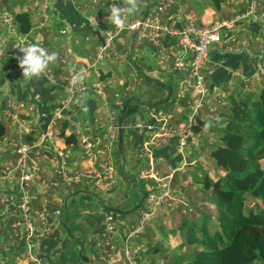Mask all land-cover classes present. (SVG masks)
<instances>
[{
  "label": "crops",
  "instance_id": "crops-1",
  "mask_svg": "<svg viewBox=\"0 0 264 264\" xmlns=\"http://www.w3.org/2000/svg\"><path fill=\"white\" fill-rule=\"evenodd\" d=\"M46 1L33 0L31 3L29 1L26 3L25 7L29 9L32 19L29 34L33 37L34 43L37 42L36 40L42 41L43 46L49 53L63 54L65 60L60 61L58 59L56 63L50 64L51 71L49 75H44L39 80L28 81L24 79L22 70L19 68L18 61L14 56L10 58L4 57L5 63L0 70V99L2 101L0 118L9 125L7 134L16 135L19 126L17 123L11 124L9 117L3 113L2 109L7 100H11L13 105L23 102L31 109L23 111L21 124L23 123L24 128H27L25 129L26 132H24L25 138L29 136L32 139H36L39 132L44 129L50 119L53 108L64 95V76L68 66L71 63L77 64L92 60L94 57L96 46L100 40L94 31L95 28L89 24L87 16L91 15L93 10L109 12L113 3V0H49L50 4ZM154 3L155 0H142L138 11L128 16V26L124 30H120L115 37L113 45L115 49L125 56V59L122 60V56L117 60L104 62L100 65L99 78L106 84L108 93L112 96L115 92H119L121 99L125 96L132 98L130 103L133 106V110L129 112L123 121L124 140L120 150L121 154L118 158L119 161H123L122 166L117 170L115 182L107 192L99 191L86 181L80 183L81 186H84L81 194L87 193L86 198L75 199L73 195L76 192L71 194L72 187L78 184H73L74 186L68 185L57 191L48 190L46 195L51 199V206L61 208L60 218L62 221L67 215V225L73 232L74 238L75 232L78 233V239L73 241L68 239L64 228H53L51 233L41 241L43 259L46 262L52 264H87L86 260L92 258L94 264H106V258L101 255L96 246V242L100 237L102 214L110 211L105 208V205L118 207L126 211H114L116 213L113 214L119 228L117 237L119 243L123 240L124 231L127 230L130 223L136 221L139 210L143 207V193L139 187L138 170L142 164H146V158L141 153L146 137L143 131L131 125V121L137 118H148L146 111L150 105L149 103L164 98L168 92V86H171L172 89L168 100L174 102V95L178 89L177 80L183 74L172 69L171 60L165 55V51L168 49L166 41L156 46L147 42L137 43L135 36L131 40V34L134 31L131 24L135 18L138 19L145 16ZM246 4L247 0H177V3L168 5L163 21L168 22L171 17H177L180 23L184 24L186 22L184 15L192 10L196 12L197 24L205 26L213 21L230 17L242 11ZM44 5L47 6L49 11V20L46 21V24H41L40 8ZM178 5H181V11L176 9ZM259 5L264 8V0H259ZM108 26L113 27L114 25L108 23ZM256 29V25L250 20L240 23L237 29L240 40H249L252 48L251 53L243 51L231 53L219 45H213L210 48L209 59L206 64V77L211 91L210 99L213 100V98L217 97L216 94H222L219 92L222 88H228L227 98L222 101L224 104L223 109L227 107L232 88H235V85L242 87L244 84L240 76L233 75L234 68H239L243 74H251V80L249 81L251 89L248 92H256V86L260 78L264 76L258 72L254 73L257 60L256 53L264 42V32ZM96 79L94 74L88 77V81L93 82ZM154 83H158V87ZM109 84L113 86L111 87ZM233 85L234 87H232ZM237 91L239 90L237 89ZM240 93H242L241 90ZM95 105L96 97L92 90L80 95L75 103V111L70 112L66 118L59 121L54 128V132L62 121H67L68 125L65 128V133L72 131L75 133L76 130H79L88 134L89 138L94 142L100 143L101 132L95 120ZM112 109L118 114L119 105L113 102ZM205 109L207 110L206 107L203 110ZM209 113L212 114L213 112ZM199 117L205 123L201 124V128L197 131V136L194 137L191 143L197 158H192L188 162L184 172L178 171L180 173L177 172L174 175L172 184L175 190L183 195L185 194L191 207L196 205V203H201L214 213L213 206L207 205L201 200L200 202L197 201L198 197L204 196L207 191L198 182H194L193 179L196 174H202L201 170L203 168L205 171L207 169L215 170L214 168H209L211 165L200 159V156L204 155L205 159L209 161L210 158L207 157L204 151L215 141L213 139L212 143L207 141L209 137L207 136L205 125H209L207 127L209 130L215 128L217 131H221V125L220 127H218L219 125L214 126L213 123L216 121L211 123L203 111ZM152 119V117L149 118L150 121ZM221 120V116L219 117L218 115L217 121L219 124ZM205 136L207 137L205 138ZM76 137L77 141L68 143L56 136L54 141L35 145L37 148L34 150L33 155L39 156L44 180L51 176V169L56 161L54 148L57 145L69 150L66 158L68 167L71 169L82 168L92 163L87 156H84V149L78 140L77 134ZM215 142H218V140ZM114 153L116 157V151ZM153 156L156 160L155 166L162 174L167 173L168 169L178 163L179 159V156L175 153L172 141H166L159 147L154 148ZM13 157V153L8 152L5 146L0 143V163L12 160ZM197 159H200L202 163L198 162ZM5 182L0 180V193L4 192L6 185L9 187L8 183L11 186L14 184V180ZM179 182L180 186L177 184ZM42 186L41 183H37L33 186V189L40 193ZM194 195L198 196L194 198L195 204L191 203V198ZM135 205H138V207L134 208ZM64 209H67V212ZM131 209H134V211L129 212ZM163 211L168 210L164 208L160 210L158 216L147 223L144 233L138 238L130 240L133 246L140 248L144 256L146 255L145 250L151 245H173L172 241H170L171 232L165 233L161 230L162 228L168 229L173 225L172 222L167 223V219L163 216ZM173 211L179 213L181 210L176 209ZM51 220L55 219L52 218ZM3 231L4 224L0 222V238ZM191 247L186 245L182 250L189 252ZM23 248L21 240L6 236L3 242L0 241V264H17L18 258L23 255ZM173 250L174 246L169 249V251ZM153 255H156V260L153 264H161L162 260L166 259L165 256L161 257L160 255L159 257L154 253Z\"/></svg>",
  "mask_w": 264,
  "mask_h": 264
},
{
  "label": "built area",
  "instance_id": "built-area-1",
  "mask_svg": "<svg viewBox=\"0 0 264 264\" xmlns=\"http://www.w3.org/2000/svg\"><path fill=\"white\" fill-rule=\"evenodd\" d=\"M171 3H177V0H155L146 15L135 18L131 24V27L135 29L134 36L137 43L147 42L159 46L166 41L168 49L165 55L171 60L172 69L183 74L177 80L178 89L174 95L177 106L174 111H165L156 105H149L146 111L148 118H137L131 121V125L143 131L146 137L141 151L146 158V164H142L138 170L139 185L141 184L143 193V207L139 210L136 221L130 223L124 231L123 240L120 243L117 240L119 228L114 215L111 212H103L100 237L96 246L101 255L106 258V264H153L149 263L140 248L133 246L130 240L144 233L147 223L155 219L160 210L165 207L171 211L180 209L183 213L191 212L192 207L186 196L175 190L172 181L178 171H185L192 158H197L191 147L194 137L198 134L194 128L197 116L205 107L209 112H214L217 105L223 104L224 92L208 102L211 91L206 77V64L210 48L213 45H219L231 53L241 51L251 53L249 40H240L238 37V25L250 20L256 25V30L264 32V8L259 5V0H247L242 11L205 26L197 24L196 12L192 10L184 15L186 19L184 24L180 23L177 17H171L168 22H164L163 16ZM44 6L47 9V6ZM176 9L181 11V5H178ZM43 15L46 20L47 14ZM108 15L87 16L88 20L96 18L98 26L96 28H99L103 40L98 42L91 62L68 66L64 95L56 103L50 119L36 139L28 141L24 136L26 131L23 123L21 124L22 114L31 107L23 102L13 105L11 100H7L2 109L3 113L9 117L11 124L17 123L19 126L16 135L5 134L0 137V143L14 155L12 160L0 163V180L6 181L5 183L14 180L12 186L8 183L9 187L6 185L4 192L0 193V222L4 224L0 241L3 242L6 236L21 240L26 256L19 257L21 259L18 258L17 264H52L43 259L41 241L51 233L53 228L62 226V221L61 208L51 206V199L46 195L48 190L57 191L67 185L86 181L99 191L107 192L115 182L120 166L115 165L118 114L112 109V103L116 102L120 105L122 99L119 92H115L112 96L108 93L106 84L99 75L102 63L117 60L123 54L113 45L120 29L108 26L106 20ZM0 23L10 37L18 38L21 46L26 47L34 43L29 32H18L14 13L10 9H0ZM41 24H44V21H41ZM39 42L43 46L42 41L39 40ZM4 55L3 42L0 41V70L4 63ZM256 57L254 73L264 75V42L256 53ZM123 59L125 56L122 57ZM59 60L64 61L65 56L59 55ZM50 71L51 68L48 67L45 75H49ZM77 72L82 73L84 79L82 83L73 86L72 76ZM92 74L97 78V83L93 87L88 81V77ZM233 75L240 76L244 81L242 87L238 85V90L242 93L250 91L251 74H243L236 67L233 69ZM91 89L96 97L94 111L95 120L101 132L100 143L94 142L88 134L79 130L75 133L84 149V156H87L92 163L82 168L69 170L66 158L69 150L57 145L54 148L56 161L52 166L51 176L44 180L41 173V161L38 155H33L32 147L54 141L56 124L66 118L70 112H74L76 98ZM1 104L0 99V106ZM150 117L153 118L152 121L149 120ZM207 140L209 143L213 142L211 137ZM166 141L174 143L175 153L179 159L167 173L162 174L155 166L153 149ZM37 183L43 185L40 193L33 189ZM52 218L55 220L52 221ZM86 262L94 264L92 258L87 259Z\"/></svg>",
  "mask_w": 264,
  "mask_h": 264
},
{
  "label": "trees",
  "instance_id": "trees-1",
  "mask_svg": "<svg viewBox=\"0 0 264 264\" xmlns=\"http://www.w3.org/2000/svg\"><path fill=\"white\" fill-rule=\"evenodd\" d=\"M23 3L22 0H0V6L15 9L18 32L27 33L32 19ZM129 98L122 99L120 110ZM229 98L227 107L218 112L222 118L221 131L214 132L218 142L210 145L206 152L212 163L209 168L225 170L216 176L206 171L196 174L193 179L207 191L199 200L213 206L215 212L196 207L199 218L180 221L174 245L147 247L151 253L166 257L161 264H264V76L260 78L256 92L236 93L232 90ZM132 110L130 103L124 120ZM197 118L195 131L205 123L199 115ZM67 125V121H62L55 135L68 143L77 141L73 131L65 133ZM8 131L9 125L0 118V137ZM26 139L34 140L29 136ZM197 161L202 163L200 159ZM83 189L84 186L75 185L71 194L76 192L75 199L86 198L87 193L81 194ZM185 245L192 246L191 250L180 252ZM173 246L174 250L169 251Z\"/></svg>",
  "mask_w": 264,
  "mask_h": 264
},
{
  "label": "rangeland",
  "instance_id": "rangeland-1",
  "mask_svg": "<svg viewBox=\"0 0 264 264\" xmlns=\"http://www.w3.org/2000/svg\"><path fill=\"white\" fill-rule=\"evenodd\" d=\"M29 1V3H31L33 0H24V3H23V6L25 7L26 6V3ZM44 1V0H43ZM47 3H49L50 4V1L49 0H47L46 1ZM47 5V4H46ZM0 8H9L12 12L15 10L14 8H11V7H7V6H5V5H1L0 6ZM93 9V8H92ZM40 11H41V16H42V21H44V24H46V21H48L49 20V11L46 9V7L45 6H42L41 8H40ZM43 14H47V19L46 20H44V15ZM93 16L94 15H96V14H98V15H100L101 16V14H109V12H106V11H101V10H93L92 11V13H91ZM88 22H89V24H90V20H88ZM91 25V24H90ZM97 26V25H96ZM96 26L94 27L95 29H97L96 28ZM93 27V26H92ZM98 27V26H97ZM99 29V28H98ZM0 40H1V42H3L4 41V39L5 38H7L8 36H9V34H7V32L5 31V27L3 28V26L2 25H0ZM101 34V33H100ZM10 37V36H9ZM13 37V36H12ZM118 39V38H117ZM250 47H251V44H250ZM45 48V47H44ZM259 48V47H258ZM252 49V48H251ZM4 57L5 58H10V57H12V56H10V55H4ZM86 62H91V60H89V61H84V62H80V63H71L70 65H74V66H78V65H80V64H82V63H86ZM5 63V62H4ZM4 63H3V65H4ZM66 73H67V70H66ZM66 74H65V76H64V79H65V83H64V86H65V84H66ZM11 78H12V76H11ZM89 83H90V85L93 87V86H95L96 85V83H97V81L95 80V81H89ZM251 83V82H250ZM154 85L155 86H157L158 87V83H154ZM176 88H177V86H176ZM237 89H238V85H236V87L235 88H232V90H234V92H240V90L239 91H237ZM92 90V89H91ZM227 90H228V88L226 89V88H222V90H219V92H224L225 93V96L223 97V98H227L226 97V95H227ZM236 90V91H235ZM85 94V93H84ZM219 95V94H218ZM218 95L216 94V96L218 97ZM211 97H209V101L208 102H210L211 101V99H210ZM228 100H230V98L228 99ZM76 101H77V98H76V100H75V103H76ZM154 106H155V104H154ZM176 106H177V104L176 103H174V102H172L171 100H168V101H165V102H162V103H160V105H158V107L159 108H161V109H163V110H165V111H174L175 110V108H176ZM223 106H224V104H219V105H217V109L212 113V114H210L209 112H208V110H202L203 112H204V114H206V116H207V119L209 120V121H211V123H213V121H216V122H214L213 123V125L214 126H218V127H220V125L221 124H219V122L217 121V118H218V112L219 111H221L222 109H223ZM164 107V108H163ZM167 107V108H166ZM204 109V108H203ZM118 111H120V109L118 110ZM201 111V112H202ZM211 118H214V119H211ZM25 129H27V128H25ZM206 131H207V136L208 137H211L212 139H213V141L215 140H217L216 139V137H215V134H214V132L215 131H217L215 128L214 129H212V130H209L208 128H206ZM207 136H205V138L207 137ZM208 139V138H207ZM208 141V140H207ZM214 141V142H215ZM214 142L212 143V144H210V145H213L214 144ZM207 150H208V148H207ZM207 150L205 149V154H206V152H207ZM115 151H116V159H115V165H118V166H122V162L123 161H119V155L121 154L120 153V149L118 148V141L116 142V149H115ZM118 161H119V163H118ZM263 162V164H264V160L262 161ZM69 168V170H73V169H71L70 167H68ZM75 169H77V168H75ZM128 170V169H127ZM225 169H223V168H215V170H211V169H207L206 171H209L212 175H214V176H216V175H218V174H221L223 171H224ZM205 169L203 168L202 170H201V173L202 174H204L205 172ZM178 173H180V172H178ZM178 184V186H180L181 184H180V182L179 183H177ZM176 185V184H175ZM68 186V185H67ZM67 186H65V187H67ZM74 186V185H73ZM141 186V184L139 185V187ZM64 187V188H65ZM133 189H135V188H133ZM207 194V193H206ZM205 194V195H206ZM136 195H137V190H136ZM185 195V194H184ZM196 197H198V196H196V195H194L192 198H191V203H193V204H195L196 202H194V198H196ZM200 197H198V199H197V201L198 202H200ZM89 206V205H88ZM203 207L204 209H208V208H206V205H204V204H197L196 203V205H193V207H192V210H191V212H186V213H183V212H181V211H179V213H177L176 211H171V210H169L167 207H165L164 209H167L168 211H163V216H164V218H166L167 220V223H169V222H172L173 223V225H172V227H170V228H168V229H164V228H162L161 230H163V232H165V233H169V232H171V234H170V236H171V239H170V241H172V243H173V245L175 244V240H176V227H177V224L182 220V219H188L189 221H192V220H194V219H198L199 218V214L198 213H196V207ZM63 209V208H62ZM64 211H65V209H64ZM134 211V209H132L131 211H129V212H133ZM62 221V220H61ZM70 222V221H69ZM71 224V223H70ZM58 228H64L63 227V224H62V226H57ZM57 227H55V228H57ZM71 227V226H70ZM72 229V228H71ZM65 231V234H66V237L68 238V239H72V241L73 240H77L78 239V237H77V232H75V238L74 237H72L71 236V234H67V231L66 230H64ZM186 246V245H185ZM184 246V247H185ZM183 247V248H184ZM145 256H147L146 257V259L149 261V263H153V262H155V258H156V255H153V253H151L150 251H148V250H145ZM180 252H182V253H188V252H186V251H183V250H180ZM26 256V252H25V248H23V255H22V257H25ZM152 258V259H151ZM258 264V263H257Z\"/></svg>",
  "mask_w": 264,
  "mask_h": 264
},
{
  "label": "clouds",
  "instance_id": "clouds-1",
  "mask_svg": "<svg viewBox=\"0 0 264 264\" xmlns=\"http://www.w3.org/2000/svg\"><path fill=\"white\" fill-rule=\"evenodd\" d=\"M142 0H113L110 6L107 22L114 25L117 29L124 30L128 26V16L135 14ZM91 26L97 25L96 18L90 20ZM14 49H18L20 55H15L14 58L18 61V66L22 70V76L28 81L33 79L39 80L47 72L50 64H54L59 59V54L56 52L49 53L39 41L29 44L28 46L13 45ZM82 73H74L71 84L76 86L83 82ZM209 125H205L207 128Z\"/></svg>",
  "mask_w": 264,
  "mask_h": 264
},
{
  "label": "water",
  "instance_id": "water-1",
  "mask_svg": "<svg viewBox=\"0 0 264 264\" xmlns=\"http://www.w3.org/2000/svg\"><path fill=\"white\" fill-rule=\"evenodd\" d=\"M140 6H141V4H140ZM94 31H95V33L97 34L98 39H99L100 41H102V40H103V37H102V35L100 34L99 30H98V29H95ZM134 34H135V29H134V31H133L132 34H131V40H133ZM14 44H18L19 46H21V45H20V42H19V40H18L17 37H7V38L4 39V41H3V50H4V53H5L6 55L15 56V55H20V54H21V53H19L18 49H14V48H13V45H14ZM171 92H172L171 86H168V92H167L166 96H165L164 98H162V99H159V100L154 101L153 103H154V104H160V103H162V102L168 101V99H169V97H170V95H171ZM131 99H132V98H129V99H127V100L124 102V104H123V106H122V108H121V110H120V113H119V115H118V120H117V123H118V148H119L120 150L122 149V146H123V140H124V127H123L124 116H125V113H126L127 107H128V105H129V103L131 102ZM36 148H37L36 146H33V147H32L33 150H35ZM200 159H202V160H204L206 163L212 165L211 162H209V161H207V160L205 159V156H204V155H201V156H200ZM65 207H66V206H65ZM137 207H138V205H135L134 208H137ZM105 208H106L107 210H110V211L126 212L125 210H122V209H120V208H118V207H113V206H110V205H105ZM62 224H63L64 229H65L68 233H70V234L72 235V232H71L70 228H69L68 225H67V215H65V217H64V219H63V221H62Z\"/></svg>",
  "mask_w": 264,
  "mask_h": 264
}]
</instances>
